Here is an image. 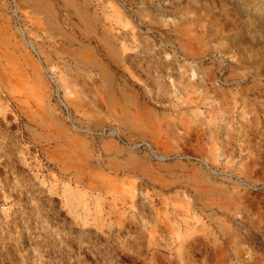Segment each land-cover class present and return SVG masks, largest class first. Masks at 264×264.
I'll return each instance as SVG.
<instances>
[{
	"label": "rangeland",
	"instance_id": "1",
	"mask_svg": "<svg viewBox=\"0 0 264 264\" xmlns=\"http://www.w3.org/2000/svg\"><path fill=\"white\" fill-rule=\"evenodd\" d=\"M0 264H264V0H0Z\"/></svg>",
	"mask_w": 264,
	"mask_h": 264
}]
</instances>
